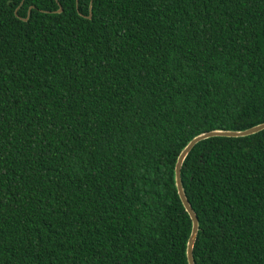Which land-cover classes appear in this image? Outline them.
I'll return each mask as SVG.
<instances>
[{
  "label": "trees",
  "instance_id": "1",
  "mask_svg": "<svg viewBox=\"0 0 264 264\" xmlns=\"http://www.w3.org/2000/svg\"><path fill=\"white\" fill-rule=\"evenodd\" d=\"M261 122L264 0H0V264H187L177 154ZM180 182L194 264H264V129Z\"/></svg>",
  "mask_w": 264,
  "mask_h": 264
},
{
  "label": "water",
  "instance_id": "2",
  "mask_svg": "<svg viewBox=\"0 0 264 264\" xmlns=\"http://www.w3.org/2000/svg\"><path fill=\"white\" fill-rule=\"evenodd\" d=\"M56 11L59 12L60 8H58ZM262 129H264V122L255 124L253 126H250L242 130H209V131L201 132L190 138L177 154L173 167L174 185L178 198L190 219V231L185 245V257L187 264H194L192 259V247L197 232V218L184 195L180 182V167L184 157L196 142L204 138H208L212 136H227V137L245 136L258 132Z\"/></svg>",
  "mask_w": 264,
  "mask_h": 264
}]
</instances>
